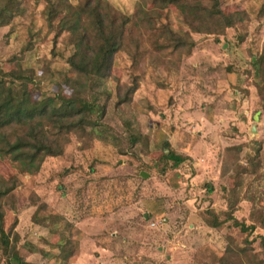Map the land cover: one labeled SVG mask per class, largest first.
<instances>
[{
  "label": "rangeland",
  "instance_id": "1",
  "mask_svg": "<svg viewBox=\"0 0 264 264\" xmlns=\"http://www.w3.org/2000/svg\"><path fill=\"white\" fill-rule=\"evenodd\" d=\"M107 1L125 15L131 14L135 3ZM221 1L227 10L247 12L242 26L218 37L192 35L195 47L177 68L152 66L144 59L138 88L126 107H115L111 93L103 122L117 136L124 134L121 124L128 121L145 141L140 152L130 156L120 152L122 144L96 140L82 150L71 138L62 156L45 159L32 176L0 160V175L17 183L3 202V229H12L10 239L15 233L25 263L193 264L197 256L196 264H206L210 255L220 256L226 245L235 252L242 246L243 236L230 222L214 229L206 221L210 215L225 217L223 189L230 184V162L223 150L239 147L240 164L257 146L264 151V112L249 66L264 42V17L256 15L264 0ZM42 8V0H28L23 17L0 26V67L15 68L16 64L4 63L20 54L30 33V48L23 52L20 65L32 70L41 92L49 93L53 81L66 72L70 48L60 39L52 47ZM162 12V20L174 32L182 28L172 8ZM129 65L127 54L115 57L112 74L120 85L129 83ZM167 150L188 160L163 175L143 169ZM249 180L247 191L261 200L258 207L264 213V175ZM37 207L38 216H59L77 230L71 243L77 252L68 262L60 258L56 238L31 219ZM249 211L250 204L243 198L233 217L249 224ZM159 219L163 221L156 223ZM152 221L155 226L150 227ZM258 235L264 238V228L257 226L249 236L257 255Z\"/></svg>",
  "mask_w": 264,
  "mask_h": 264
},
{
  "label": "trees",
  "instance_id": "2",
  "mask_svg": "<svg viewBox=\"0 0 264 264\" xmlns=\"http://www.w3.org/2000/svg\"><path fill=\"white\" fill-rule=\"evenodd\" d=\"M27 1L0 0V26H8L13 19L23 17ZM42 3L41 18L45 33L51 35L52 47L60 39L70 48L65 59V74L53 81L54 88L49 93L39 90L32 70L20 65L23 52L30 48V33L20 54L10 56L4 63L16 64L15 68L0 67V160L28 176L34 175L45 159L62 156L71 138L82 150L96 140L111 146L122 144L124 151L120 152L130 156L140 152L145 141L128 121L121 124L124 134L117 136L103 122L111 93H114L115 107H126L138 88L139 65L144 59H149L152 66L177 68L181 59L190 56L195 47L192 35L223 36L225 30L242 26L248 18L243 9H225L221 0H135L130 15L121 13L107 0H42ZM168 8L179 17L182 28L178 31L174 32L161 18L162 11ZM256 15L264 17V2ZM121 53L127 54L131 71L125 86L112 74L115 57ZM252 57L254 60L249 66L259 107L264 112V42ZM239 149L230 146L223 150L224 158L230 162L227 172L230 184L223 189L225 217L219 220L210 215L206 224L218 229L230 222V226L243 236L242 246L235 252L226 245L220 256L210 255L211 262L206 264H233L234 258L237 259L235 264H264V238L257 236L258 255L252 246L254 240H249L257 226L264 228V213L258 207L261 200L247 191L250 177L264 175V151L257 146L252 154L245 156L244 164H240ZM186 160L187 157L167 150L153 163L143 165V169L163 175ZM16 187V182L0 175V257L3 264H27L19 256L15 233L10 239L12 229L7 232L3 229V202ZM243 198L250 204L249 224L233 217ZM37 213L38 207L31 219L44 225L47 233L56 238L55 245L62 250L60 258L68 262L77 252L71 245L77 230L59 216H38ZM242 254L245 258L240 256ZM198 261L194 256L193 264Z\"/></svg>",
  "mask_w": 264,
  "mask_h": 264
},
{
  "label": "built area",
  "instance_id": "3",
  "mask_svg": "<svg viewBox=\"0 0 264 264\" xmlns=\"http://www.w3.org/2000/svg\"><path fill=\"white\" fill-rule=\"evenodd\" d=\"M162 221H163V219H159L158 221H156V223H160V222H162ZM149 226H150V227L155 226V222H153V221L150 222V223H149Z\"/></svg>",
  "mask_w": 264,
  "mask_h": 264
},
{
  "label": "water",
  "instance_id": "4",
  "mask_svg": "<svg viewBox=\"0 0 264 264\" xmlns=\"http://www.w3.org/2000/svg\"><path fill=\"white\" fill-rule=\"evenodd\" d=\"M142 178H145V175H143V173H141V175H140Z\"/></svg>",
  "mask_w": 264,
  "mask_h": 264
}]
</instances>
